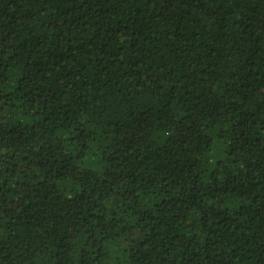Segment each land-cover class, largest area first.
Instances as JSON below:
<instances>
[{
	"label": "trees",
	"instance_id": "1",
	"mask_svg": "<svg viewBox=\"0 0 264 264\" xmlns=\"http://www.w3.org/2000/svg\"><path fill=\"white\" fill-rule=\"evenodd\" d=\"M0 264H264V0H0Z\"/></svg>",
	"mask_w": 264,
	"mask_h": 264
}]
</instances>
